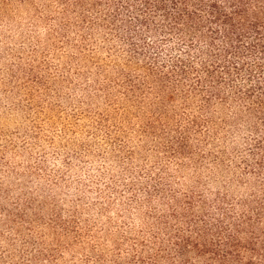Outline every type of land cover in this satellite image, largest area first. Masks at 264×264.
Returning <instances> with one entry per match:
<instances>
[{"label":"rangeland","instance_id":"374dc122","mask_svg":"<svg viewBox=\"0 0 264 264\" xmlns=\"http://www.w3.org/2000/svg\"><path fill=\"white\" fill-rule=\"evenodd\" d=\"M63 8L0 0V264H171L154 256L165 237L156 217L171 202L148 193L149 175L160 172L179 203L185 192L247 196L256 187H235L224 169L209 179L186 158L177 166L166 142L183 126L196 147L199 126L188 121L204 118L200 99L181 87L170 101L168 89L150 93L137 49L90 27L81 7ZM142 84L149 94L138 103ZM209 113L226 142L204 147L225 150L235 166L246 124L233 132L220 124L226 108Z\"/></svg>","mask_w":264,"mask_h":264},{"label":"trees","instance_id":"16d2710c","mask_svg":"<svg viewBox=\"0 0 264 264\" xmlns=\"http://www.w3.org/2000/svg\"><path fill=\"white\" fill-rule=\"evenodd\" d=\"M59 2L63 11L71 5L81 7L90 27L101 25L134 52L137 49V59L141 58L147 77L155 83L150 93L156 90L159 96L168 89L170 101L181 87L185 97L200 99L197 107L204 118L188 121L199 126L196 147L183 126L166 142L171 158H178L177 166H184L179 157L186 158L195 167H204L209 179L224 169L234 174L228 181L235 187H256L247 196L185 192L179 203L176 194L165 192L168 182L160 172L149 175L148 193L171 202L168 212L156 217L165 237L159 235L161 245L154 256L171 264H264V0ZM137 90V102H143L149 93L143 92V84ZM214 106L226 108L229 116L220 124L233 132L240 130L236 124H246L248 135L243 148L236 151L235 166L225 165V150L204 147L226 142L208 114ZM159 119V115L152 118V129ZM137 254L144 252L137 250Z\"/></svg>","mask_w":264,"mask_h":264}]
</instances>
